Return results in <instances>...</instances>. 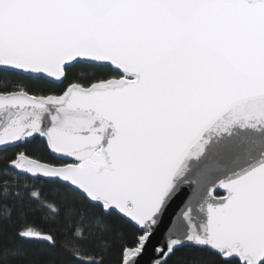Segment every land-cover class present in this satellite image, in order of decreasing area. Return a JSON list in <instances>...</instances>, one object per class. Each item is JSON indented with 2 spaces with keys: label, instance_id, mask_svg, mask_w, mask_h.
<instances>
[{
  "label": "snow or ice",
  "instance_id": "obj_1",
  "mask_svg": "<svg viewBox=\"0 0 264 264\" xmlns=\"http://www.w3.org/2000/svg\"><path fill=\"white\" fill-rule=\"evenodd\" d=\"M0 76L3 264H264V163L209 189L200 233L154 227L213 136L264 130V0H0Z\"/></svg>",
  "mask_w": 264,
  "mask_h": 264
},
{
  "label": "water",
  "instance_id": "obj_2",
  "mask_svg": "<svg viewBox=\"0 0 264 264\" xmlns=\"http://www.w3.org/2000/svg\"><path fill=\"white\" fill-rule=\"evenodd\" d=\"M264 163V130L236 127L231 135L213 136L205 154L188 162V171L179 180L177 195L154 225L156 240L164 246L207 225L208 207L217 201L208 196L222 179L236 178Z\"/></svg>",
  "mask_w": 264,
  "mask_h": 264
},
{
  "label": "trees",
  "instance_id": "obj_3",
  "mask_svg": "<svg viewBox=\"0 0 264 264\" xmlns=\"http://www.w3.org/2000/svg\"><path fill=\"white\" fill-rule=\"evenodd\" d=\"M18 79L19 78L16 77L0 76V90L13 86ZM50 87L53 89V91H55V85ZM49 94L52 93L50 92ZM44 188L45 194L48 196L49 200L59 201L63 198V192L62 190H59L58 185H45ZM30 219L34 220L37 226H44L43 220L39 219L38 217H30ZM15 226H20V222L17 221ZM128 239L131 240L130 234ZM13 245L14 241L11 238V231L0 233V247H12ZM28 255L30 257V264H65V257L59 246L57 249L52 251L45 249L29 250ZM117 255V252L110 254L111 264H115ZM190 259L191 258L188 255V250L182 249L176 253V255L170 261V264H190ZM0 264H3L2 260H0ZM25 264H29V262L26 261Z\"/></svg>",
  "mask_w": 264,
  "mask_h": 264
}]
</instances>
